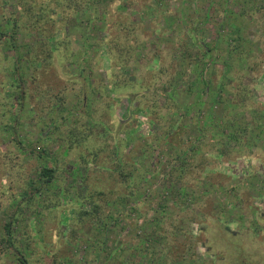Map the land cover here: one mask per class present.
<instances>
[{
    "label": "rangeland",
    "instance_id": "obj_1",
    "mask_svg": "<svg viewBox=\"0 0 264 264\" xmlns=\"http://www.w3.org/2000/svg\"><path fill=\"white\" fill-rule=\"evenodd\" d=\"M22 3L0 0L17 43L0 33V238L17 209L29 264H172L156 232L175 227L197 239L179 264H264V0H95L57 15L51 41ZM76 122L90 139L69 149ZM0 264H18L3 241Z\"/></svg>",
    "mask_w": 264,
    "mask_h": 264
},
{
    "label": "trees",
    "instance_id": "obj_2",
    "mask_svg": "<svg viewBox=\"0 0 264 264\" xmlns=\"http://www.w3.org/2000/svg\"><path fill=\"white\" fill-rule=\"evenodd\" d=\"M109 1V0H108ZM111 1V0H110ZM115 1V0H113ZM95 0H23V3L25 4V8L28 12H31L30 14L33 15V20H31L30 24H27L31 29H35L39 32H42L43 35L48 36V40L51 41L54 36L56 35V30L55 28L58 26V22H57V15H62V18L64 17H68V14L70 12V10H75L79 11L80 6H84L87 4H92L94 3ZM22 3V4H23ZM18 5H21V2L18 3ZM264 8V5L263 7ZM106 14V11L105 13ZM264 15V11L262 13ZM32 18V17H31ZM17 22V21H14ZM16 27H18L17 23L14 24ZM264 30V27L263 29ZM55 31V32H54ZM0 33L3 34L5 36V38H7L8 42L10 43V46L14 49L17 50V43L15 41V38L13 35L9 36L5 31H3L0 28ZM110 35V34H109ZM110 38V37H109ZM109 38H107L109 40ZM65 40L68 39V37L64 38ZM116 41V40H115ZM49 43V42H47ZM109 43V42H108ZM117 44L119 45L120 43L117 42ZM58 47L61 46L60 41L57 42ZM42 46V45H41ZM39 47L35 50V56L39 57L40 55H44L46 59H54V52L58 49V47L54 48L56 50H54L52 47H48V46H42ZM113 46V45H110ZM17 52V51H16ZM122 56L125 57V53L124 51H122L121 53ZM34 56V57H35ZM40 59H44V57H40ZM45 60V59H44ZM126 59L123 58L121 61H125ZM20 64L19 62H16L15 65V69L14 71H18L20 69ZM18 73V72H17ZM20 75V73H19ZM18 75V79L17 82H14V86L16 89L19 90V94L18 99H19V109L22 108L23 106V102L26 99V95H27V91L24 90L23 88V79L24 77H19ZM120 74H116L114 73L113 70H109L108 71V75L107 77L109 78H114L115 80L113 81V85L112 87H116L117 88H124L129 84V78H125V84L124 86H120L117 83V76ZM123 85V82H121ZM104 85V84H103ZM103 85L101 86L103 88ZM83 90L82 93L85 92V88L87 87V84H82ZM41 94V101L43 102L44 100H46V98L48 97V94H50V96L54 95L51 93V90L49 88H45L42 91H39ZM249 90H247V88L245 86H240V88L237 89V91L235 92L236 97L234 98L235 101L239 102L242 100H249ZM52 97V98H53ZM36 98V97H35ZM51 98V97H50ZM58 101L56 104L58 105H62L60 107V109H63V105L66 103L65 102V97L63 96H58L57 97ZM51 100V99H50ZM231 112V113H230ZM230 114L227 115V118L229 121H231L233 123V121H235L236 119L232 116V110H230ZM67 116H62L61 118H66ZM15 118V117H14ZM15 120H17V116L15 118ZM78 122V121H77ZM75 123V125L71 126V129L68 131V134L66 136V143H67V147L69 149H72L76 146H79L81 143H86V141H88L89 138V133L87 132L86 129L81 128V125H79L78 123ZM78 124V125H77ZM238 129V127H236ZM12 129H13V133L15 134L17 131V126L16 123H14V125H12ZM15 141L17 142V144L19 146H23L22 140H20L19 138H15ZM121 143V142H120ZM122 145L120 144V146L118 147V149L121 147ZM30 152L36 156H39L41 158H47L49 159V155L46 152H40L39 150L30 149ZM91 154L94 155V158H97L96 155V151L91 152ZM53 164L49 165L47 163H43L39 169L38 175H39V184L35 187L36 191L40 192L43 188V186L45 185H49V183H51L55 177V173L57 172V165L56 162L54 160H52ZM214 173V174H213ZM211 174L215 175L216 172H213ZM209 174V176L211 175ZM219 174V173H218ZM34 194V192L32 193ZM95 195H102V192L97 191L95 192ZM26 198V197H25ZM28 199H32L34 198V196L32 195H28L27 196ZM100 206L95 205L91 210H81V216L87 215L89 217H94L95 214L100 210ZM20 220V213L19 211L13 210L12 213L8 214L7 217V221L4 225V235L3 237L0 238V241H3L4 243H6L7 247L13 252V254L16 257V261L18 262V264H29L27 257L23 254V251L21 250L20 246H18V242L20 239V229L18 228V226H16L17 222ZM156 231V230H154ZM158 233L159 236L161 237L160 240L164 237L166 238V243L168 245V250L166 251L165 255H167V259H169L172 264H179L182 263L184 260H186V256H188V250H189V243L191 241H193V244H195V242L197 241L196 238L192 237V236H188L187 240H179L178 239V231L179 227H175L174 230H171V232L166 235L165 232H161ZM193 256L195 255L194 253L192 254ZM191 255V256H192ZM166 259V260H167ZM168 263V262H167Z\"/></svg>",
    "mask_w": 264,
    "mask_h": 264
}]
</instances>
